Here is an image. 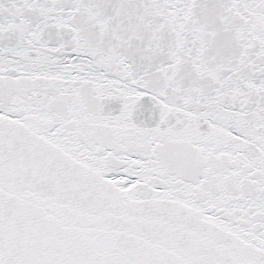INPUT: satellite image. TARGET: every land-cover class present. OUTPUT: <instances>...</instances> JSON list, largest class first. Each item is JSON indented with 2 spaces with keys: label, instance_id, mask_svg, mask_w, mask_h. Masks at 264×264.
Segmentation results:
<instances>
[{
  "label": "snow or ice",
  "instance_id": "1",
  "mask_svg": "<svg viewBox=\"0 0 264 264\" xmlns=\"http://www.w3.org/2000/svg\"><path fill=\"white\" fill-rule=\"evenodd\" d=\"M0 264H264V0H0Z\"/></svg>",
  "mask_w": 264,
  "mask_h": 264
}]
</instances>
